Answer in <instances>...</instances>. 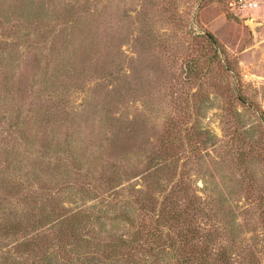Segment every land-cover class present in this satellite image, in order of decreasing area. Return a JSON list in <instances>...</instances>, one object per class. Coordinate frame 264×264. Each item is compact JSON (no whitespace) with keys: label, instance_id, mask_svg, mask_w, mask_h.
I'll use <instances>...</instances> for the list:
<instances>
[{"label":"rangeland","instance_id":"374dc122","mask_svg":"<svg viewBox=\"0 0 264 264\" xmlns=\"http://www.w3.org/2000/svg\"><path fill=\"white\" fill-rule=\"evenodd\" d=\"M238 1L0 0V264H264V0Z\"/></svg>","mask_w":264,"mask_h":264},{"label":"trees","instance_id":"16d2710c","mask_svg":"<svg viewBox=\"0 0 264 264\" xmlns=\"http://www.w3.org/2000/svg\"><path fill=\"white\" fill-rule=\"evenodd\" d=\"M210 38H211V42L213 43V45H217V41H215V39H214L213 37H211V36H210ZM154 233H156V232H154ZM153 236H154L155 239H156V240L154 241V244H155V243H156V244L160 243V242L157 243V238H156V235H155V234H153V235L150 236V237H153ZM144 239H145V242H148L147 236H145ZM160 239H162V237L159 238L158 240H160ZM167 239H168V237L166 238V237L163 236V241H165V240H167ZM154 244H153V245H154ZM153 249H154V248H153ZM152 252H153V251H151V254H152ZM123 255H124V256H125V255L131 256V255H132V252H131L130 250H128L126 253H123ZM125 257H126V256H125ZM155 257L159 259V258H160V253L156 254Z\"/></svg>","mask_w":264,"mask_h":264},{"label":"built area","instance_id":"2783aa9c","mask_svg":"<svg viewBox=\"0 0 264 264\" xmlns=\"http://www.w3.org/2000/svg\"><path fill=\"white\" fill-rule=\"evenodd\" d=\"M238 6H240L242 9H249V10H256L258 8V4L256 2L247 1V0L238 1Z\"/></svg>","mask_w":264,"mask_h":264}]
</instances>
